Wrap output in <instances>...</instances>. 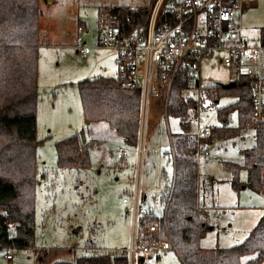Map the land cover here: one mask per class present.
<instances>
[{
  "label": "rangeland",
  "instance_id": "obj_1",
  "mask_svg": "<svg viewBox=\"0 0 264 264\" xmlns=\"http://www.w3.org/2000/svg\"><path fill=\"white\" fill-rule=\"evenodd\" d=\"M152 1H39L41 44L37 62L35 131L38 144L33 246L0 247V264H37L38 250L50 248L62 249L55 260L71 263L76 256L120 253L128 246L132 233L131 204L122 199H131L137 181L141 195H147L143 204L149 209V215L160 216V191L168 181L162 177L161 171L172 177L169 134L180 131L178 118L168 115L167 125L162 120L153 131H139L146 145L142 158L138 157L136 149L119 142L103 120L93 122L86 140L80 143L81 151L86 150L89 155L88 166L58 167L55 149L57 142L78 135L85 125L76 83L98 76H117L113 50L92 47L98 8L150 6ZM198 21H201V15ZM79 23L84 24L83 31L77 30ZM240 26L244 37L261 43L264 0H252L243 9ZM77 36L89 46L85 56L74 47ZM220 56L216 53L200 59V87L225 85L238 73H244L242 61L235 59L231 67H225L218 61ZM183 95L199 97L195 116L190 120L195 139H198L199 130L220 124L218 108L235 101L233 96L221 95L215 104H211L210 99L198 95V88L184 90ZM150 105H153L152 101ZM227 119L228 125L237 124L235 112ZM254 145V129L247 126L236 136L212 139L197 152L199 205L208 209L213 227L199 242L202 251L240 243L264 211V188L260 192L244 185L234 189L230 182L231 173L224 167V162L241 164V151ZM121 150L126 151V156L120 155ZM239 180H247L244 169L239 172ZM7 254L10 255L8 259ZM152 256L149 264H183L173 249ZM254 256H242L241 262ZM260 264H264V260Z\"/></svg>",
  "mask_w": 264,
  "mask_h": 264
},
{
  "label": "trees",
  "instance_id": "obj_2",
  "mask_svg": "<svg viewBox=\"0 0 264 264\" xmlns=\"http://www.w3.org/2000/svg\"><path fill=\"white\" fill-rule=\"evenodd\" d=\"M39 1L0 0V247L33 246L38 144L35 131L37 62L41 44ZM108 7H99L98 12ZM110 7L122 18L132 16L125 22L146 24L148 6H138L137 13L126 5ZM162 17L163 12L160 22ZM262 35L261 44L264 45V33ZM231 82L234 86L215 84L205 88L198 86V78L192 80L178 74L172 83L167 115L178 118L180 126L179 132L169 134L173 174L168 179L169 176L161 171L168 181L160 191V216L148 214L143 222L156 224L157 231L146 236L170 241L183 264H260L264 260V211L240 243L206 251L199 246L206 232L213 228L208 209L199 205L196 155L200 147L212 139L233 137L242 128L252 127L255 145L241 151V164L224 162V167L231 173L234 189L244 185L260 192L264 188V122L256 124L250 118L252 100L248 75L238 73ZM76 88L85 125L78 135L56 143L57 166L90 164L89 155L86 150L81 151L80 143L86 140L90 125L100 120L114 131L119 142L135 149L139 135V89L126 87L118 74L116 77L87 78L77 82ZM189 88H198L200 95L210 99L211 104L221 95L235 98L233 103L217 109L220 124L206 130L205 135L197 134L198 139L193 137L190 120L195 116L199 100L183 95ZM232 112L237 115L235 126L227 124ZM241 169L246 171L245 182L239 180ZM61 251L57 248L38 250L37 264H128L123 250L113 255L76 256L73 263L55 260ZM251 254L255 256L241 262L242 256Z\"/></svg>",
  "mask_w": 264,
  "mask_h": 264
},
{
  "label": "built area",
  "instance_id": "obj_3",
  "mask_svg": "<svg viewBox=\"0 0 264 264\" xmlns=\"http://www.w3.org/2000/svg\"><path fill=\"white\" fill-rule=\"evenodd\" d=\"M251 3L252 0H153L144 26L125 22L132 16L122 18L112 7L98 12L92 47L113 50L117 74L123 84L139 89L138 131H153L162 120L167 125V103L175 77L179 74L197 79L200 59L216 53L222 55L218 61L225 67H231L235 59L243 62L244 73L250 78V118L256 124L264 122V45L244 37L240 30L242 11ZM131 10L138 12L137 7ZM162 12L164 17L160 22ZM84 29L83 25H77L78 31ZM74 47L83 56L89 52L81 36H77ZM206 133L199 130L198 135ZM139 135L135 149L142 158L146 145L142 132ZM126 154L120 151L121 156ZM141 196L137 181L131 199H122L124 203L130 201L132 211L130 242L122 249L128 264H149L152 255L173 248L168 240L146 236L157 228L153 222L144 224L143 217L149 214V209L144 207ZM9 257L7 254L6 258Z\"/></svg>",
  "mask_w": 264,
  "mask_h": 264
},
{
  "label": "water",
  "instance_id": "obj_4",
  "mask_svg": "<svg viewBox=\"0 0 264 264\" xmlns=\"http://www.w3.org/2000/svg\"><path fill=\"white\" fill-rule=\"evenodd\" d=\"M223 86H234V82H231V83L225 84V85H223ZM143 199H145V195H144Z\"/></svg>",
  "mask_w": 264,
  "mask_h": 264
},
{
  "label": "crops",
  "instance_id": "obj_5",
  "mask_svg": "<svg viewBox=\"0 0 264 264\" xmlns=\"http://www.w3.org/2000/svg\"><path fill=\"white\" fill-rule=\"evenodd\" d=\"M199 182H200V180H199V176H198V185H199ZM129 245V244H128ZM126 247H128V246H126ZM126 247H124L123 249H125Z\"/></svg>",
  "mask_w": 264,
  "mask_h": 264
}]
</instances>
